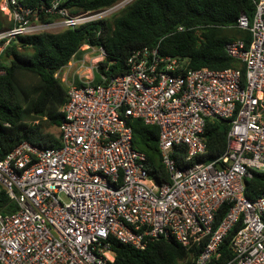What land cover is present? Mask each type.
<instances>
[{"label":"built area","instance_id":"obj_1","mask_svg":"<svg viewBox=\"0 0 264 264\" xmlns=\"http://www.w3.org/2000/svg\"><path fill=\"white\" fill-rule=\"evenodd\" d=\"M132 1L71 14L60 0L38 8L0 0L10 24L0 30V77L2 55L19 36L101 22ZM251 1L252 17L241 13L235 25L249 43L224 45L238 68L189 69L186 59L143 47L124 74L110 76L99 71L104 49L85 44L54 74L67 92L60 145L0 150V193L14 206L0 213V264H114L112 241L138 251L173 241L198 250L192 264H264V194L245 196L246 180L264 174V0ZM134 119L158 128L167 181L152 178L133 148ZM211 121L228 125L223 153L179 167L178 146L186 162L205 155ZM233 230L230 258L221 259Z\"/></svg>","mask_w":264,"mask_h":264},{"label":"trees","instance_id":"obj_2","mask_svg":"<svg viewBox=\"0 0 264 264\" xmlns=\"http://www.w3.org/2000/svg\"><path fill=\"white\" fill-rule=\"evenodd\" d=\"M52 1L21 0L31 8L49 6ZM119 1L60 0L59 6L77 14L108 8ZM253 12L251 0H133L101 22L56 33L19 36L2 55L6 69V74L0 77L2 155L24 141L39 148L60 145L61 108L67 102V92L54 74L73 57L81 55L83 45L104 49L106 56L99 71L110 76L124 74L131 53L143 47H158L161 55L186 59L189 69L238 68L237 61L226 55L224 45L234 39L249 43L248 32L235 25L241 13L251 18ZM40 17L41 20H53L52 17ZM7 27L10 24L0 12V30ZM179 27L184 31H178ZM241 72L243 74L242 68ZM129 124L133 148L145 155L147 172L159 183L167 181L168 174L158 147V128L136 119L130 120ZM49 128H56L57 133L52 134ZM227 128L225 122H208L204 130L205 155L186 162L185 147L178 146L174 154L177 165L183 167L198 160L207 162L221 155L226 145ZM245 184L247 198L264 194V174L254 173ZM13 208L7 196L0 193V213ZM224 212L225 207H222L216 215L214 227ZM233 232L220 247L221 259L230 258L228 249ZM112 250L114 264H192L198 253V250L187 251L173 241L154 242L143 251L112 241Z\"/></svg>","mask_w":264,"mask_h":264},{"label":"rangeland","instance_id":"obj_3","mask_svg":"<svg viewBox=\"0 0 264 264\" xmlns=\"http://www.w3.org/2000/svg\"><path fill=\"white\" fill-rule=\"evenodd\" d=\"M48 131L51 132L52 134L57 133L56 128H49Z\"/></svg>","mask_w":264,"mask_h":264},{"label":"crops","instance_id":"obj_4","mask_svg":"<svg viewBox=\"0 0 264 264\" xmlns=\"http://www.w3.org/2000/svg\"><path fill=\"white\" fill-rule=\"evenodd\" d=\"M3 15V14H2Z\"/></svg>","mask_w":264,"mask_h":264}]
</instances>
